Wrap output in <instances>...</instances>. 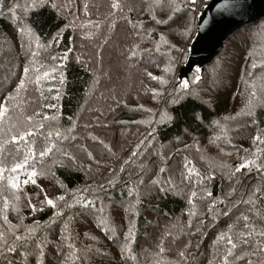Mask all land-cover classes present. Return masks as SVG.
<instances>
[{
    "label": "trees",
    "instance_id": "obj_1",
    "mask_svg": "<svg viewBox=\"0 0 264 264\" xmlns=\"http://www.w3.org/2000/svg\"><path fill=\"white\" fill-rule=\"evenodd\" d=\"M206 2L0 0V264H264V19L182 84Z\"/></svg>",
    "mask_w": 264,
    "mask_h": 264
},
{
    "label": "water",
    "instance_id": "obj_2",
    "mask_svg": "<svg viewBox=\"0 0 264 264\" xmlns=\"http://www.w3.org/2000/svg\"><path fill=\"white\" fill-rule=\"evenodd\" d=\"M261 19H264V0H207L197 13L188 55L178 71L179 83H186L194 70L201 74L235 31Z\"/></svg>",
    "mask_w": 264,
    "mask_h": 264
},
{
    "label": "rangeland",
    "instance_id": "obj_3",
    "mask_svg": "<svg viewBox=\"0 0 264 264\" xmlns=\"http://www.w3.org/2000/svg\"><path fill=\"white\" fill-rule=\"evenodd\" d=\"M194 20L195 18H193V21ZM230 42H232V39H230ZM186 83H182V84H186ZM30 162L32 163L33 168L31 167L30 172L28 174V178L21 181L19 184L18 183L14 184L11 179L9 184L10 189L11 187L14 188V193H15L14 198H16L19 205H21L20 202H23L25 199L26 201L27 199H30L31 205L42 204L50 199H53L56 194L52 184L51 183L47 184L45 179L39 176L42 175L40 169L44 165L43 161L36 162L30 160ZM47 175L51 176L49 173H47ZM20 190L25 193L24 196L21 193H19ZM125 209H126L125 204H120L119 202L113 203L110 206H108L109 212L117 214L115 215V217L119 216L120 219L124 218V216L122 215L125 213L126 211ZM113 219L115 220L114 215H113ZM44 254H46V252Z\"/></svg>",
    "mask_w": 264,
    "mask_h": 264
}]
</instances>
